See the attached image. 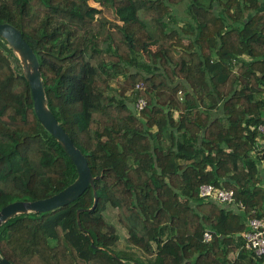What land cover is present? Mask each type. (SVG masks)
<instances>
[{
	"label": "trees",
	"instance_id": "obj_1",
	"mask_svg": "<svg viewBox=\"0 0 264 264\" xmlns=\"http://www.w3.org/2000/svg\"><path fill=\"white\" fill-rule=\"evenodd\" d=\"M0 22L34 49L51 110L100 175L81 227L92 187L11 218L0 255L14 264H264L242 236L249 218L264 217V0H0ZM15 61L0 38V210L78 175ZM203 184L233 190L235 202L202 197ZM108 208L130 248H117Z\"/></svg>",
	"mask_w": 264,
	"mask_h": 264
},
{
	"label": "water",
	"instance_id": "obj_2",
	"mask_svg": "<svg viewBox=\"0 0 264 264\" xmlns=\"http://www.w3.org/2000/svg\"><path fill=\"white\" fill-rule=\"evenodd\" d=\"M0 38H4L11 46L15 66L20 65L24 77L29 82L34 99V108L43 127L52 134L59 144L64 148L77 168V178L63 190L49 197L37 200H16L8 203L0 210V227L6 224L11 218L20 214L45 213L65 206L78 199L89 187L94 190V203L90 208L77 210V221L81 227L80 214L82 211L95 209L98 196L95 181L100 175L94 176L88 159L82 150L77 147L59 123L49 105V98L44 84L41 63L32 46L24 38L22 31L10 22H0ZM92 244L93 238L90 235ZM0 264H14L6 257L0 255Z\"/></svg>",
	"mask_w": 264,
	"mask_h": 264
},
{
	"label": "built area",
	"instance_id": "obj_3",
	"mask_svg": "<svg viewBox=\"0 0 264 264\" xmlns=\"http://www.w3.org/2000/svg\"><path fill=\"white\" fill-rule=\"evenodd\" d=\"M146 105L144 99H139L136 104L137 108L143 109ZM259 131L264 135V123L258 127ZM264 146V140H263ZM200 195L204 198L210 199L215 198L222 203L232 204L235 202V193L233 190H225L218 188L212 184H203L200 187ZM243 208V205L241 204ZM245 240V247L256 255L260 256L264 254V217H252L248 221V229L242 234ZM205 240L211 239V234L209 232L205 233Z\"/></svg>",
	"mask_w": 264,
	"mask_h": 264
},
{
	"label": "rangeland",
	"instance_id": "obj_4",
	"mask_svg": "<svg viewBox=\"0 0 264 264\" xmlns=\"http://www.w3.org/2000/svg\"><path fill=\"white\" fill-rule=\"evenodd\" d=\"M91 4H93L94 6L96 7H99L100 6L97 4V3H94L93 1H90ZM105 218L106 220L115 225L116 226V229H117V232L118 234L120 235V239L118 241V244H117V248L118 249H126V248H130V246L128 245V233H127V230L122 227V225L120 224V222L118 221V217H117V212L115 209L113 208H108L105 212ZM130 250H133V249H128L127 252H134V251H130ZM132 255H134V253H132ZM135 258L139 259L141 258V260H144V261H147V259H145L144 257L142 256H139L137 253L136 255H134Z\"/></svg>",
	"mask_w": 264,
	"mask_h": 264
},
{
	"label": "crops",
	"instance_id": "obj_5",
	"mask_svg": "<svg viewBox=\"0 0 264 264\" xmlns=\"http://www.w3.org/2000/svg\"><path fill=\"white\" fill-rule=\"evenodd\" d=\"M263 166H264V164H263Z\"/></svg>",
	"mask_w": 264,
	"mask_h": 264
}]
</instances>
